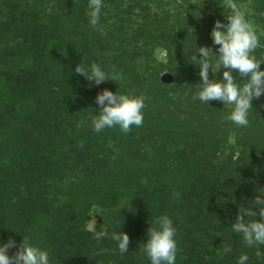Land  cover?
<instances>
[{
  "label": "trees",
  "instance_id": "16d2710c",
  "mask_svg": "<svg viewBox=\"0 0 264 264\" xmlns=\"http://www.w3.org/2000/svg\"><path fill=\"white\" fill-rule=\"evenodd\" d=\"M193 1L103 0L93 28L89 0H0V245H16L8 255L27 237L50 264H151L140 245L167 215L176 264H238L242 254L246 264H264L256 256L264 245L248 247L232 230L241 206L260 219L253 201L264 193V95L252 100L247 127L225 119L233 106L193 100L202 83L198 48L218 54L210 31L229 12L211 10L223 0H205L192 14ZM250 1L259 57L264 0ZM93 62L123 79L96 85L75 72ZM167 71L172 84L161 82ZM223 71L209 70V79ZM104 89L143 95V125L95 132L90 117ZM91 214L106 233L101 241ZM114 231L129 235L128 252H119Z\"/></svg>",
  "mask_w": 264,
  "mask_h": 264
},
{
  "label": "clouds",
  "instance_id": "9594fccd",
  "mask_svg": "<svg viewBox=\"0 0 264 264\" xmlns=\"http://www.w3.org/2000/svg\"><path fill=\"white\" fill-rule=\"evenodd\" d=\"M221 5L229 12L227 23L217 20L212 29L213 43L219 46L218 54L209 47L198 48L200 58L197 64L200 68L199 76L202 83L197 84L198 91L193 96V100L198 99L202 104L220 101L224 105H232V110L225 119L238 127H247L249 113L253 110L252 100L264 95V70L260 67L264 62V55L259 57L255 55L256 50L262 45L255 25L247 18L251 13L242 11L235 0H223ZM88 7L90 9L89 24L97 28L103 0H89ZM222 68L224 69L222 79H209V70L215 76ZM75 72L96 85L109 79L114 81L123 79L118 73L109 76L96 62L91 64L90 69L78 64ZM233 72L239 74V77L244 80L243 84L237 83ZM145 99L143 95L119 94L104 89L96 97L100 112L90 117L93 130L99 133L105 128L119 126L122 133L128 134L133 126L141 127L144 121ZM83 145L84 141H80L79 146L83 147ZM253 204L259 210V220L254 219L257 213L251 207L241 206L236 221L232 224L233 232L242 234L248 247L264 245V193L258 195ZM94 225L93 218L90 227L94 231V238L101 241L106 233L96 231ZM175 236L176 229L167 215L160 216L156 226L148 229L147 243L140 247L151 264H176L178 248ZM111 239L117 242L121 254L129 251L130 237L127 233L114 231ZM15 246V241L11 238L6 244L0 245V264H50L48 251L33 246L27 237L23 238L14 255H8V249ZM105 251L106 249H101L97 254L103 255ZM228 251L230 249L226 248L225 252ZM261 255L264 254L260 251L256 252L257 257ZM248 259L246 254H242L238 264H246Z\"/></svg>",
  "mask_w": 264,
  "mask_h": 264
},
{
  "label": "rangeland",
  "instance_id": "374dc122",
  "mask_svg": "<svg viewBox=\"0 0 264 264\" xmlns=\"http://www.w3.org/2000/svg\"><path fill=\"white\" fill-rule=\"evenodd\" d=\"M25 1H28V0H25ZM193 3H195L197 5L198 9L195 10V11H191L190 13H192V14L199 13L200 10H205V6H206L205 3H207V2L205 0H201V1L194 0ZM237 4L240 6V8H241L242 11H245V12L246 11H251L252 12L253 10H255L254 3L252 1H250V0H246V1H243V2H239ZM219 9H223L224 11H227L228 10L227 8H223V6L221 4H216V5L214 4L212 6V8H211V10L212 11H215V12L218 11ZM249 21L252 22V19L249 20ZM260 29H261L260 33L264 34V29H262V28H260ZM156 53H157V59L158 60H160L162 62H167V56H166V51L165 50L159 48ZM166 70H168V69H166ZM227 106H228V108H231L232 107V105H227ZM230 143L233 144V145L235 144L234 135H231ZM93 218L95 219V225H94V227H96V218L94 217V214H91V220ZM91 220H90V224H91Z\"/></svg>",
  "mask_w": 264,
  "mask_h": 264
},
{
  "label": "water",
  "instance_id": "95a60500",
  "mask_svg": "<svg viewBox=\"0 0 264 264\" xmlns=\"http://www.w3.org/2000/svg\"><path fill=\"white\" fill-rule=\"evenodd\" d=\"M210 35H211V38H212V30L210 31ZM186 36V33L181 31L178 33V38L179 39H184ZM213 39V38H212ZM161 82L165 83V84H172L175 82V76L174 74H172L171 72L167 71V72H164L163 75H161Z\"/></svg>",
  "mask_w": 264,
  "mask_h": 264
}]
</instances>
